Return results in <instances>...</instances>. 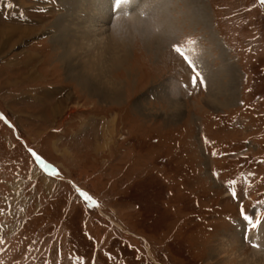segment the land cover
Masks as SVG:
<instances>
[{
	"label": "rangeland",
	"instance_id": "rangeland-1",
	"mask_svg": "<svg viewBox=\"0 0 264 264\" xmlns=\"http://www.w3.org/2000/svg\"><path fill=\"white\" fill-rule=\"evenodd\" d=\"M191 1L130 0L101 17L85 0L81 28L129 25L112 71L122 98L110 102L58 59V24L75 28L78 9L0 0V264H228L211 257L224 239L264 257V236L252 242L264 230V4L200 0L203 22ZM177 44L199 59L206 87L192 86ZM232 80L236 103L213 109L209 89Z\"/></svg>",
	"mask_w": 264,
	"mask_h": 264
},
{
	"label": "bare ground",
	"instance_id": "bare-ground-1",
	"mask_svg": "<svg viewBox=\"0 0 264 264\" xmlns=\"http://www.w3.org/2000/svg\"><path fill=\"white\" fill-rule=\"evenodd\" d=\"M84 2L85 0H62L61 4L63 5L64 9L71 10L70 12L74 13L77 11L75 9H78V13L80 14V16H82L77 19L78 23H76V25L81 23L83 19L86 21L90 20L86 18V15L83 11ZM125 5L128 7L129 2L124 3L123 5H118L114 3V0H92L93 10L95 12L97 11L101 17L105 15L109 16L110 13H112L113 15L118 13V15H120L121 12H124L123 7H125ZM187 7L188 14L192 15L194 18L203 22H206L207 20L209 21L208 18L210 14L207 11L208 8L207 6L202 4L200 0H193L189 2ZM164 14L161 15L163 16ZM120 19L121 18H119V21L114 23V31L110 33L108 32L109 34H107L108 28L106 27V24H104L101 19H97L96 21L91 19L90 26H88L87 23V25L83 28L80 27L81 25H77L75 28H72L70 23L67 22H61L58 24L60 31L63 32V37L59 36L61 37L59 40L55 38V44L56 47H60V49L62 50V53L58 55V59L60 60V62H62L63 68L66 70L67 77L71 80L74 79V81H76L84 91H86L87 93H91L93 96H97L99 100L102 101L118 102L122 98L121 95L123 87L118 83H114L112 76L113 69L122 65L123 61L126 60L128 53L127 42L123 37L125 34V30L119 29L121 28L120 26L127 28V26L129 25L128 23L126 25V23L124 21H121ZM139 22V20H136V22L129 28H132V26L137 27V24ZM159 23H161V21H159ZM9 26L11 31L21 32L23 36L27 33L32 32L29 31V28H22L19 26L13 27V25ZM4 28L5 26H0V30H3ZM1 32L2 31H0V36ZM163 37L161 36L159 39H162ZM30 65L31 63L27 61V68L30 67ZM226 71L227 78L231 77V72L228 69H226ZM233 71L234 73L236 72V70ZM30 75L34 76L33 74ZM233 83L234 80H232L231 82L228 81V83L223 86L221 83L216 82V85L209 89L210 91H208L207 98L209 100V105L213 109L231 106L236 103L237 94L234 91L235 88H232L231 86L237 87V84ZM180 106L181 104H178L177 102L175 104L173 103L171 108L176 109ZM175 109L172 111V117L175 114ZM262 232L260 233L259 238L254 237L255 234L259 235V232H254L252 236V242L253 240H255L257 243L259 241H262V236H264V232L263 234ZM222 242L227 245L219 243V245L211 252V257L221 258L227 255V257L225 258L228 264H230L229 261L231 259H235V261H239L242 264H264V257L260 255L259 252L257 254L251 253L249 256H245V248L236 251L234 248H232V246H228V244L230 243L225 242V239ZM259 257H261V259H259Z\"/></svg>",
	"mask_w": 264,
	"mask_h": 264
},
{
	"label": "snow or ice",
	"instance_id": "snow-or-ice-1",
	"mask_svg": "<svg viewBox=\"0 0 264 264\" xmlns=\"http://www.w3.org/2000/svg\"><path fill=\"white\" fill-rule=\"evenodd\" d=\"M130 2V0H114V3L118 5H123L124 3ZM261 3L264 4V0H261ZM191 44L195 45L197 42L195 40L190 41ZM173 51H175L179 56L183 57L184 61L187 63L189 68L192 71L191 76V84L193 87L197 86V82L199 81V84L201 86L206 87V81L203 74V68L201 63L199 62V59H194L192 55H190V50L183 49L179 44L173 46ZM33 155L35 156V159L37 161H40V163H43L40 156L35 154L33 152ZM82 196H84L85 200L91 201V197H88L86 193H81ZM244 219L250 223L252 221L248 216H245ZM258 225L256 223H252V228L256 229ZM255 246V245H254Z\"/></svg>",
	"mask_w": 264,
	"mask_h": 264
},
{
	"label": "crops",
	"instance_id": "crops-1",
	"mask_svg": "<svg viewBox=\"0 0 264 264\" xmlns=\"http://www.w3.org/2000/svg\"><path fill=\"white\" fill-rule=\"evenodd\" d=\"M28 96H29V94H26V97H27V98H28ZM27 98H26V99H27ZM26 99H24V101H25ZM21 101H23V100H21ZM27 101H29V100H27Z\"/></svg>",
	"mask_w": 264,
	"mask_h": 264
}]
</instances>
